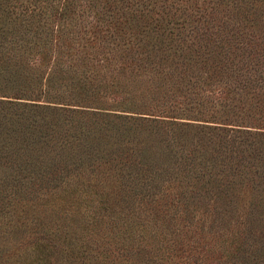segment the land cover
Segmentation results:
<instances>
[{"label": "rangeland", "instance_id": "374dc122", "mask_svg": "<svg viewBox=\"0 0 264 264\" xmlns=\"http://www.w3.org/2000/svg\"><path fill=\"white\" fill-rule=\"evenodd\" d=\"M85 38L64 67L54 48L30 54L25 75L50 85L64 68L95 87L40 97L100 108L0 97V264H264V107L226 85L189 87L194 71L162 60L202 38ZM147 49L157 71L128 66ZM233 61L264 75V46ZM246 113L260 126L203 121Z\"/></svg>", "mask_w": 264, "mask_h": 264}, {"label": "trees", "instance_id": "16d2710c", "mask_svg": "<svg viewBox=\"0 0 264 264\" xmlns=\"http://www.w3.org/2000/svg\"><path fill=\"white\" fill-rule=\"evenodd\" d=\"M87 33L139 34L158 42L171 34L202 38V51L186 47V51L178 53L173 50L171 57L166 54L162 60L170 62L174 55L180 57V62L185 63L184 73L195 74L194 80L187 81L189 87L226 85L251 99L252 109L264 107V75L256 69L252 73L247 68L241 72L242 65L233 61L235 57L239 60L244 51L254 52L264 46V0H0V97L30 102L38 100L41 87L55 90L68 86L77 94L86 93L88 86L95 87L65 76L64 68L52 75L54 81L50 85L45 76L37 81L35 77L30 83L25 75L29 72L26 63L31 61L28 62L30 54L39 60L53 48L56 61L64 67L72 60L69 49L74 41L79 42L80 38L85 42ZM149 51L145 50L138 61L130 59L128 66L157 71ZM236 52V56L227 55ZM53 94L40 97L43 105L102 106L100 101L88 103L84 97L72 100L64 94ZM236 101L228 105L242 109L244 102L240 104L238 98ZM243 118L255 122L244 121L246 124L260 126L247 113L203 121L228 123Z\"/></svg>", "mask_w": 264, "mask_h": 264}]
</instances>
